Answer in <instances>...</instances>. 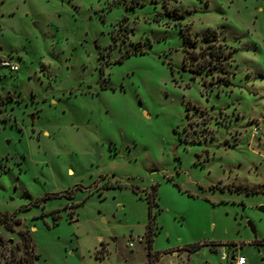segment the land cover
I'll use <instances>...</instances> for the list:
<instances>
[{
    "label": "rangeland",
    "instance_id": "obj_1",
    "mask_svg": "<svg viewBox=\"0 0 264 264\" xmlns=\"http://www.w3.org/2000/svg\"><path fill=\"white\" fill-rule=\"evenodd\" d=\"M207 37L228 74L184 67ZM0 56V264L24 229L36 264H264V0H0Z\"/></svg>",
    "mask_w": 264,
    "mask_h": 264
},
{
    "label": "trees",
    "instance_id": "obj_2",
    "mask_svg": "<svg viewBox=\"0 0 264 264\" xmlns=\"http://www.w3.org/2000/svg\"><path fill=\"white\" fill-rule=\"evenodd\" d=\"M181 35L185 40V34L183 31H181ZM211 42V43H210ZM196 43V42H195ZM195 43L190 45V47H193V50L196 49ZM226 46L217 42V40L214 37H207L205 39V45L204 47L201 48L199 53L192 54L190 49L185 50V56H184V67L187 66V64L191 61L194 63V66H192L191 72L198 74V73H205L208 74L209 72L213 70H219L223 74H228L227 71V58H228V53H226ZM190 51V52H189ZM141 53L143 54V51H134L132 54H138ZM130 54L127 55L129 57ZM197 64V65H196ZM155 196H157V189L154 188L153 194L149 197V199H152L155 201ZM151 203V202H150ZM20 219L17 218L15 215L14 217H11L8 214H0V225L5 226V228L13 232L14 226L16 224H20ZM147 229L150 233L148 236L149 244L148 246H151L152 242V232H153V227H152V221H149V224L147 226ZM20 237L22 240V251H23V256L20 257L18 260L15 261V264H36V261L38 260V255L35 252V244L33 241V238L28 230H22L20 232ZM203 246L202 244H194L189 247H187V250L189 252H196L198 249ZM20 249H12L10 251V257L11 260H15L16 252H19ZM159 256H153L150 253V259L148 261V264H156ZM3 257V253L0 252V259ZM7 264V263H4Z\"/></svg>",
    "mask_w": 264,
    "mask_h": 264
},
{
    "label": "built area",
    "instance_id": "obj_3",
    "mask_svg": "<svg viewBox=\"0 0 264 264\" xmlns=\"http://www.w3.org/2000/svg\"><path fill=\"white\" fill-rule=\"evenodd\" d=\"M0 68H9L11 72H16L18 67L8 59L0 58ZM133 247V244H130ZM234 264H245V259L243 257H238L234 259Z\"/></svg>",
    "mask_w": 264,
    "mask_h": 264
},
{
    "label": "flooded vegetation",
    "instance_id": "obj_4",
    "mask_svg": "<svg viewBox=\"0 0 264 264\" xmlns=\"http://www.w3.org/2000/svg\"><path fill=\"white\" fill-rule=\"evenodd\" d=\"M0 57H2V56H0ZM2 58H4V59H8V60L11 61V59H9L7 56H6V57H2ZM11 62H12V61H11ZM18 70H19V68L17 69L16 72H18ZM16 72H13V73H16ZM10 73H12V72L10 71ZM8 156H9V155H3V156H1V158L4 159V160L7 159L6 161H8V160H9ZM1 158H0V159H1ZM46 199L48 200V199H50V197H44L43 199H41V200L38 202V205H40V204L43 202V200H46ZM41 215H42V214H41ZM24 230H26V229H24ZM13 231H14V230H13ZM21 231H22V230H21ZM21 231H20V232H21ZM28 231H29V230H28ZM20 232H19V236H20ZM29 232H30V231H29ZM30 234H31V233H30ZM31 236H32V235H31ZM20 238H21V237H20Z\"/></svg>",
    "mask_w": 264,
    "mask_h": 264
},
{
    "label": "water",
    "instance_id": "obj_5",
    "mask_svg": "<svg viewBox=\"0 0 264 264\" xmlns=\"http://www.w3.org/2000/svg\"><path fill=\"white\" fill-rule=\"evenodd\" d=\"M259 213L263 214L264 215V206H261L259 209H258Z\"/></svg>",
    "mask_w": 264,
    "mask_h": 264
},
{
    "label": "crops",
    "instance_id": "obj_6",
    "mask_svg": "<svg viewBox=\"0 0 264 264\" xmlns=\"http://www.w3.org/2000/svg\"><path fill=\"white\" fill-rule=\"evenodd\" d=\"M233 261H234V259H233Z\"/></svg>",
    "mask_w": 264,
    "mask_h": 264
}]
</instances>
